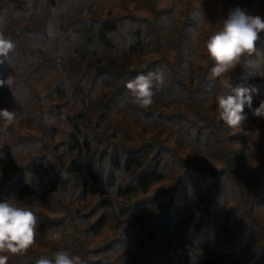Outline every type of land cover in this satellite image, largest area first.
<instances>
[{"label":"trees","instance_id":"obj_1","mask_svg":"<svg viewBox=\"0 0 264 264\" xmlns=\"http://www.w3.org/2000/svg\"><path fill=\"white\" fill-rule=\"evenodd\" d=\"M237 7L264 19V0H0V202L38 217L7 264H264V31L224 77L205 48ZM149 71L164 83L142 109L125 85ZM229 79L258 89L235 129Z\"/></svg>","mask_w":264,"mask_h":264},{"label":"clouds","instance_id":"obj_2","mask_svg":"<svg viewBox=\"0 0 264 264\" xmlns=\"http://www.w3.org/2000/svg\"><path fill=\"white\" fill-rule=\"evenodd\" d=\"M264 31V19L259 15L248 14L237 7L232 10L222 27L214 31L206 40L205 48L208 57L214 62L210 76L212 79L224 77L242 57L256 51L260 33ZM15 48L14 42L0 32V64L4 63ZM12 79H0V87L11 88ZM164 83L162 71L138 73L128 80L125 87L133 101L142 109L149 108L154 102V87ZM258 89L233 86L231 80L225 82L223 90L215 96L217 114L221 121L230 128H240L246 116L245 107L251 108L252 94ZM255 117L264 118V101L253 111ZM0 120L7 128L16 122V114L8 109H0ZM38 227V217L29 207H22L13 201L0 202V264H7L9 256L26 252L34 243ZM55 239H59L57 234ZM35 264H84L80 256L69 250L61 249L52 257L41 256Z\"/></svg>","mask_w":264,"mask_h":264},{"label":"rangeland","instance_id":"obj_3","mask_svg":"<svg viewBox=\"0 0 264 264\" xmlns=\"http://www.w3.org/2000/svg\"><path fill=\"white\" fill-rule=\"evenodd\" d=\"M1 165H2V162H1V160H0V168H1Z\"/></svg>","mask_w":264,"mask_h":264}]
</instances>
